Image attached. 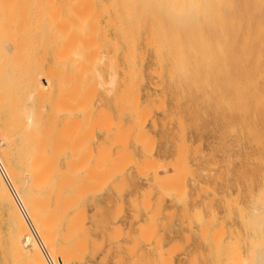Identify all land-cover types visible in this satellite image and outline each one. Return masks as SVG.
I'll return each mask as SVG.
<instances>
[{
	"label": "rangeland",
	"instance_id": "obj_1",
	"mask_svg": "<svg viewBox=\"0 0 264 264\" xmlns=\"http://www.w3.org/2000/svg\"><path fill=\"white\" fill-rule=\"evenodd\" d=\"M16 1L18 2L19 0ZM16 1L14 0V4ZM21 1L22 0H20V2ZM36 1H38L39 5ZM36 1L30 0L29 5L31 6H29L28 4L26 5L25 2H27V0H24L21 3V5H19L20 2H18L19 4L16 2V6L19 7H16L13 4L12 9L14 8V10L11 9V11H13V17L15 18V19L13 18L14 22L12 27L16 26L14 24L17 22V17L18 18L20 17L18 14L22 13V11L18 9L20 8V6L21 7L27 6L28 9L25 7L27 13L25 10H23L25 11L23 12V14L26 13V16L28 17L26 18L24 17L25 19L21 20V17L23 15L20 14L21 15L20 20L18 19L19 24L15 28V29L18 28L19 29L15 30L14 28H12V34L16 33V35L14 34L15 36L12 35V41L19 42V43L13 42V45L16 44L15 45L16 50H13L15 49L14 47L12 49L13 50L12 52H14V54L12 53L14 55L13 61L9 60V55L11 58L13 56L11 52L10 53L5 52V55L6 53L8 54L6 55L8 57L7 63L6 61L3 60L6 56L2 55L3 52L0 53V63L2 62L0 65L6 66L9 72L12 71V74L14 73L13 75H16V73L18 72L17 73L18 78L17 76H14L18 79L17 80L13 76L10 78V76L12 75L11 73L10 76L9 75L7 76V74L9 73H6L7 72L6 70H5L6 72H4L3 69H1L2 72L4 73L2 75L0 70L1 73L0 80L2 82L0 83V93L4 92L3 96L1 94L0 95L2 96V98L5 97L4 99L0 97V101H1L0 136L5 138V135L8 136L12 135V138L15 137L13 140L14 142L15 140L16 142L18 140L22 141L21 144H19V142L14 143L13 141H11L12 139H10V137H7V139H9L10 142H8L7 139H5L6 143L8 145L11 142L13 143L10 144L11 146L6 145L7 150L5 149L6 147L4 148L3 151L4 155L3 154L2 155L6 156L8 160L4 157L2 158L3 159L2 161H5L6 159L7 161L11 162L14 169L13 172L14 173L16 172L18 174L20 173V175L17 174V176H15L16 173L14 174L15 178L13 180V185H12V187L15 186V188L17 187L16 185H18L17 190L14 188L17 195L18 193L22 194V192L26 194L25 189L26 188L28 189L29 187L28 192H30L31 199H28L27 197V199L22 200L24 199L23 197L24 193L22 195L21 194L18 195L19 200H20L19 198L20 196L21 198L23 197L20 201L22 202V205L23 204L29 205L30 203H33L30 205H35L34 206L35 209L34 208H30V209L37 211V209L40 207L37 212L36 211L34 212L38 214L40 211V213L43 214L44 212L43 210H45L44 212L45 215L44 214H43L44 216L42 215V219H43L42 220L41 217L38 216L39 214L36 216H34L35 214L31 215L33 211L29 209V206L26 208L28 210V213L26 214L30 219V221L31 219H36V222L34 224L33 222H31V224L32 226L34 225L33 229L38 231L37 232L38 237L36 235L33 238V234H31L32 231L31 232L29 231L30 229L27 228V225L19 224V223H23L24 220L22 218L18 219L20 216L22 217L20 213H19L20 216L18 215L19 212L18 209H17L18 212L15 211L16 208L13 210L12 207L10 206L9 201L7 199H4L1 194L0 264H26V263L33 264L35 260H36L35 262L36 264L37 263L40 264L41 260H42L41 264H44L42 258L41 260L36 259L38 257L36 254H34V256L36 255L37 257L36 258L34 257L35 259L33 258L34 259L33 262H30L33 259H30L29 261V258L33 257L30 255H33V253H35V252H31V248L34 249L35 247L36 249L35 251L38 252V255H41L42 253L41 248L42 251L45 246L48 248V243L49 246L52 245L51 252H50V247L49 249L47 248L44 249V250L47 249L46 251L49 250V253H47L46 251L45 252L47 254H52L53 261L58 256L61 255L60 257L63 260V264H140V263L161 264L162 262L163 264H166V261L167 264H258V263L264 264V200H262L264 198H259V197H264V192H262L264 191V46L261 47L260 42L252 37L249 38L248 36H245L243 34H228L222 32L220 29L221 25L219 26V28L218 27L212 29L209 28L208 31L205 33V35L202 37H191V36H183L178 34L177 22H176L177 20L176 4L174 0H89L90 2L88 0L87 1L66 0L67 2L65 0H47V1L36 0ZM85 2L90 3V4L88 3L90 9H92L90 10V12L87 11L88 10L87 8L89 7ZM46 3L47 5H45ZM52 3H55L54 4L55 7L53 6ZM67 3L68 4L72 3V4L68 5ZM131 4L133 5L130 7ZM47 6L50 7L47 8ZM82 9H83V13L85 14L82 13L81 11ZM17 10L20 12L17 13ZM55 10H56L55 15L57 16H53L54 15L53 11L55 12ZM75 10L77 12L76 14L74 13ZM84 10L87 11L89 15L86 14ZM50 11H52L51 15H50ZM47 17L48 18L50 17L49 19L50 21H48ZM76 17L78 18L76 19ZM60 18L62 21L60 20ZM38 19H41L40 20L41 22ZM46 19L48 22L46 21ZM64 20L66 22H64ZM75 20L77 22L71 24V22L72 21L75 22ZM107 20L108 22H106ZM111 20L112 22H110ZM20 22L22 23L21 25ZM57 22H59V24ZM88 22L89 24L91 23L92 24L89 26V24L87 25ZM38 23L41 25L40 27ZM55 23H57L56 26L57 28L55 27L56 25ZM67 23L71 25L68 26ZM226 23H230V24H226L227 28L230 30L238 29L239 27L238 22L235 21L226 22ZM94 25H96L97 27L95 26V28H92L94 27ZM65 27L67 28L64 29ZM40 28L43 32L40 30ZM58 28L61 29L59 30ZM18 32L22 33L23 35L19 34ZM90 33L92 36L90 35ZM79 35L82 36L85 35V37ZM67 36L69 37V39ZM70 36L74 38L72 39ZM24 37L26 40L24 39ZM244 37H246L247 39H245ZM16 38L17 40L15 41ZM19 39L21 40V42ZM76 39H77V43L75 42ZM64 40L65 41L69 40V41L65 43ZM90 40L92 41V45L89 44V42H91ZM94 41L96 42L95 44ZM146 41L147 42L150 41L149 43L150 45H148ZM24 42L26 43V46ZM73 42H75V44ZM27 43L29 46H27ZM71 43H73V49H71L72 48ZM81 43L84 44V46ZM243 43L244 46L242 48ZM35 44L37 45L36 47L34 46ZM62 44H63L62 48L65 47L63 50L62 48L60 49V46H62ZM68 44L70 46L69 48H68ZM31 45H33V47H31ZM38 45H41V47L40 46L38 47ZM43 45L46 48H43L44 47ZM131 47L134 49H132ZM17 48H18V52H16ZM19 48H21V50ZM91 48L93 49V51L92 50L90 51ZM129 48L131 51L134 50L135 53L134 51L132 53L129 50ZM65 49L66 51H64ZM62 51H64L66 54ZM87 51L90 54L86 53ZM29 53L31 54V56L29 55ZM62 54L64 55L63 58H59L60 56H62ZM74 54L75 56L77 54L75 59L73 57ZM91 54L93 55L95 54L93 60L91 58H90L91 60L89 59ZM18 55L20 56V58H18L19 57ZM85 55L87 58L85 57ZM103 55L105 57L104 59L105 61L103 60L102 62L100 61V59L103 57ZM27 56L30 57L29 58L30 60H28ZM15 58L17 61L14 60ZM85 58L87 59L86 61ZM54 59L56 60V62L54 61ZM125 59H127V61H125ZM2 60L7 65H5V63H3ZM81 60H83L84 63L83 66H81L82 65ZM8 62H9V66H11L12 64L16 65L20 63L22 64L23 68L20 65H19L20 67L15 66L16 70H18L17 72L15 70L16 72L15 73L13 70L14 66L12 65L11 67H13V69H11V67L8 66ZM77 62L78 64H75ZM89 64H91V66ZM85 65L86 66L89 65L90 67H85ZM75 66L77 67L75 68ZM6 67L4 68L6 69ZM8 67L11 69V71ZM81 68L82 69L84 68L83 69L84 72L82 71ZM60 69H62V71H60ZM110 69L111 71H114V73L117 74V85L113 93L111 95H108L107 93H105L103 88L101 89L100 87H98L99 80L97 78L98 76L96 75V73L99 72V74H102L103 78L106 79V77L108 76L107 74L111 72ZM24 71L25 74H23ZM46 71L49 74H47ZM131 71L134 72L132 74L130 73L132 76L129 74V72ZM89 73L90 75H88ZM5 74L10 79L14 78L12 79L13 81L12 85L9 84V82L11 83L10 79L8 80L6 76L5 77L9 82H7V80L5 79L4 77ZM38 74H41V77H44L46 80L49 81L47 88L41 87L43 89L42 91L39 85H37L39 78ZM42 74L43 75L47 74V76L46 75L42 76ZM57 74L58 76H56ZM67 74H69L68 77L65 76ZM2 76L4 79L2 78ZM27 77L29 79H27ZM31 77H33V80H31ZM129 77L132 80H130ZM25 78L29 80L30 83L25 82L24 85V81L26 80ZM21 79L23 80V82ZM62 79L64 83L62 82ZM5 81L9 84L8 85L9 87L7 86V83ZM76 81L79 82L76 84ZM86 81L88 82V84ZM18 82L20 84L18 86H20L21 88L17 86ZM20 82L23 84L22 86L24 87L28 86L30 89L33 88V90L24 87L22 88ZM61 82L63 83V85ZM58 83H60V86ZM130 83H132L133 85L131 84L130 86L129 85ZM2 86L5 89L4 88L2 89L1 88ZM92 86H94V88ZM6 87L9 88L10 93L8 92ZM11 88L14 89L13 91L15 92H13ZM68 88L70 90H68ZM83 90H84V96H83ZM93 90H95V93ZM74 91L75 93L77 92L79 93L74 94ZM88 91L89 92L92 91V93H89ZM30 92L31 95H33L34 93L33 96L34 98H31ZM69 93H71V96L69 95ZM127 93L130 99L127 96H125V94L127 95ZM92 94L94 95V97ZM120 95H122V97ZM82 96L84 98L86 97L85 98L86 101L85 99L82 101L83 99ZM123 96H124L123 99L124 101L121 100ZM119 97H121V99ZM125 98H128L129 101L126 102L127 100L125 101ZM134 98L136 100H134ZM10 99H12V101ZM31 99H33L34 101ZM39 99L41 101H39ZM4 100L6 102L3 104ZM104 100H112V102H110L109 105H111L113 110L116 112L115 119H113L112 114L107 112L106 110L96 109V106L105 104ZM140 100H145V101H140ZM167 100H170V103H167ZM39 102L41 105L39 104ZM28 103L30 106L33 107V110H31V114L35 116L33 118L30 117L31 119H33V124H35L36 126L34 127V125H31V127L33 128L25 126L26 125L25 121L29 122V120L26 118L27 116L24 117V114L22 113V111H24L23 108H26L27 106L26 110L28 111L26 114L28 116L29 115L31 116V114L29 113L31 108L28 109V105H27ZM77 103L78 105L74 106ZM122 103L125 104V107L124 106L121 107L123 105ZM131 103H133L132 106H134L135 108H132V106H130ZM55 105L57 106L55 107ZM58 105L60 107L62 106L63 107L60 108ZM66 105L68 106L66 107ZM81 106L82 108H80ZM40 107H43L44 110L43 108ZM156 107L158 108V110ZM10 108L12 110H10ZM36 108L40 109L39 112L37 109L36 111L37 113L35 112ZM54 108L56 109L54 110ZM122 108L123 109L126 108V109L123 111ZM15 109L17 110L14 112ZM8 110L12 111L10 115H9L10 111ZM120 111H122L121 112L122 114H118ZM153 111H155L156 113H160L164 117L163 120L161 121L153 120L154 122H152L154 130H158V129L161 130V134H162L161 142L165 143L166 145H169L170 138L168 132L171 126L172 128L175 127V133L173 134L172 137L174 143V149H173L174 156H173V160L172 161L169 160L167 163L160 162L153 157V153L156 147V140L155 139L149 140L148 133L145 130V126L148 120L151 118ZM84 112H86V115ZM99 112L105 115L101 116L100 115L101 113ZM20 113L23 116H21ZM34 113L36 114L41 113V115L39 114L36 115ZM144 113L147 114L148 116L145 115ZM108 114L110 115L109 117H111L112 120L111 124L109 123V121L111 120L107 119ZM12 115H14V117ZM40 116H41V120H40ZM54 116L55 118L53 119ZM22 117L23 119L26 118L27 120L24 119L25 121L24 120L21 121ZM75 117L77 118V120ZM125 117L128 118V122L124 120ZM8 118L9 121H7ZM68 118L70 119L68 120ZM104 118H106V121L109 120L107 122H104L107 123V126L106 124H102ZM140 118L142 120H140ZM82 119L84 120L83 123L81 122ZM179 119L181 120V124ZM63 120L64 122H66V124L63 123ZM66 120H68L69 124L67 123ZM92 120L96 122L92 124L93 123ZM97 120L99 121L101 120L100 123L102 125H100L99 121ZM139 120L141 122H138ZM136 121L140 124H142L143 122L144 124L142 126L140 124L138 125ZM22 122L24 123L23 125L25 126V128L27 127L26 130L24 129L25 133L22 130L24 128V126L23 128L21 126ZM11 123L14 124V126L16 124L15 129L14 126L11 127L12 125ZM71 123L73 125L78 123L77 127L76 125H74L77 128V129L75 128L76 130H74V133L72 132L74 126ZM120 123L122 125V126L120 125L121 127H119ZM28 124L30 126L31 123L29 122ZM114 124L118 126L115 127ZM6 125H9L12 129ZM48 125L56 128L55 129L50 128L51 130L49 131V133L45 132L47 128L49 130L50 126L48 127ZM64 125L66 126V128ZM126 126H129L130 128L134 126V128L131 131L130 128L129 127L127 128ZM37 127H39L40 130ZM88 127H92L94 131L91 130L92 128L87 129ZM125 127H126V132H124ZM28 128L33 131L28 130ZM34 128L38 129L37 132L36 129ZM41 128L44 129L42 130ZM6 129H8L10 132H7ZM12 130L14 132L13 133L14 136L12 134ZM28 131L29 132L31 131V133H28ZM68 131H70L71 133L69 132L70 134H68ZM138 131H141L142 134L143 131H145L144 132L145 134H143L144 137L141 136L140 138L136 134L138 133ZM128 132L129 133L132 132V133L130 134V137H128V139L125 140L128 136L127 135ZM19 133L29 134V136L26 135L28 141L27 143H26L25 135L23 137L24 138L23 140V138H21L22 136H19L20 135ZM33 133L35 135L34 137H33ZM46 133H48V135ZM83 133L86 134L89 133L88 134L89 137H87L88 135L86 136V134ZM119 133H126V134H119ZM38 134L41 136L42 140H44L43 142H45V144L41 143L42 146L44 145L43 147H41L42 150L38 148L39 145L38 143L42 141L40 136H38ZM67 134L69 135V137ZM97 134L100 135L104 134V136L99 139L97 137ZM46 135L48 136L46 137L48 141H45ZM64 135H66V137ZM76 135L78 136V138ZM114 135H116L117 138L118 136L121 137L119 144L116 140L114 141V144H111L113 141V137H115ZM31 138H33L34 141H31L33 140ZM123 139L125 140L124 143L122 142ZM138 139L142 141H139ZM60 140H63V142L62 141L60 142ZM147 142L152 144L150 145L151 148H149L150 152L143 151V149L149 147L148 146L149 144H147ZM26 144L29 145L28 148L26 149L29 148L31 149V147H33L31 151L35 152L34 156L36 153H38V156L36 155L38 158V159L36 158L38 164L34 163L35 161L33 160L34 156H30L33 154L31 153L28 154V152H26V151H30V150H25V148L23 147ZM13 145L15 146L17 145V147ZM102 145L104 146V149H107V147L109 149L104 150ZM130 145H132L134 149L140 147L141 152L143 154L141 159L133 158L132 151L129 150ZM180 145L183 148V149L181 148L182 151L181 149L180 150L178 149ZM18 146L21 147L19 153L20 152L23 153V149H24L25 150L24 153L26 152V155H29L28 156L29 160L26 161L28 157L25 160L24 157L22 158V156L26 157L25 154L19 156L18 150L16 149L15 151V148L20 149V147ZM73 147H77L78 150L77 148H73ZM97 148L99 150H104V155L102 153L103 151H101L102 157H99L100 156L99 154L100 152L98 153L99 150L96 152ZM8 149H10V151ZM39 149L40 151H38ZM6 151L8 152L7 154L5 153ZM105 151L107 152L109 151V155H105L106 154ZM87 152L89 155L87 154ZM39 153L42 155L40 156ZM11 154H13L12 156L14 158L11 156ZM123 154L126 156L125 159H123L125 157ZM127 155H130L128 157H131V159H128ZM81 156L85 157V159L83 164L80 165L81 163L80 160L83 159ZM120 156H122V158ZM177 156H180L179 160L181 162L177 160L178 158ZM19 157L20 160L23 159L24 163L22 162V164L24 166L20 164L21 161L18 162L19 160L16 159ZM47 157L49 158V160L47 159ZM80 157L82 159H80ZM72 158L75 161L72 160ZM96 158L98 161L101 159L102 162L101 161L97 162ZM30 160H33L30 162V164L33 163L35 171L33 169H29L28 161ZM50 160L53 162L51 163ZM145 161H147V164L149 161L148 166L146 165ZM16 162L18 164H15ZM48 162H50L51 164L50 165L46 164ZM109 162H112L113 164H110ZM151 162L152 164L154 163L152 167L150 166ZM25 163H27L28 165L26 166ZM106 163H108V165L105 166ZM175 163L178 166L180 165V169H178L177 167L176 168L181 172L182 171L184 172L181 173L180 171H177V169L175 168L176 165H174ZM39 164L40 166L43 167L40 166L38 167ZM45 164L47 165V167L49 166L50 168L48 167L49 169L47 170L48 172L46 174L45 171L44 174L40 173L41 175H45L44 179H46L43 180L42 178L41 180H43L44 182L43 181L40 182L41 177L37 178L39 175L35 176V175H31V173L38 174L39 171L42 172L44 170L43 168L47 169ZM101 164L102 166H100ZM35 165L37 167H35ZM113 165L115 166L117 165L118 169L120 170L118 169L114 170L115 166ZM159 165H161L162 168ZM110 166L111 167L113 166L112 167L113 169ZM145 166H147L146 167L147 169L145 168ZM149 166L151 167V169ZM172 166H174V169H176V171L173 170ZM154 167H156L155 171L157 172L155 173L158 176L157 175L155 176L154 171H152ZM143 168H145L146 171ZM182 168L185 169L182 170ZM139 169L141 172L139 171ZM100 170L101 171L104 170V171H102L101 173ZM109 170L111 172L114 170V172L110 173L112 176H109L110 174L104 175L106 181L105 179L100 178L101 175L103 176V173L106 174L108 173ZM25 171H27L26 172L27 175ZM115 171L117 172L115 173ZM63 172H65V176H67L66 172L71 176L68 175L69 177L67 176L65 180L64 178H62L64 177V175L61 174ZM23 174H24V179H23ZM165 175H166L165 178L168 177L167 179L164 178ZM170 175L171 177H169ZM33 176L37 178L36 181H39L41 185H38L36 183L35 181L36 178ZM85 176L89 180H87ZM71 177H73L75 181L72 180ZM179 177L182 178L180 179ZM20 178H22L23 181ZM27 178L29 183H31L30 184L31 186L29 184H26L28 182L26 183L24 182V180L27 181ZM61 178L63 179V181L64 180L65 181L63 182ZM97 178L101 180L97 181ZM29 179H33V182H30L31 180ZM171 179L174 181H172ZM100 181H102L103 183ZM92 182L94 184H98L99 186L92 185ZM19 183H22L21 188H24L25 186L23 190L19 188L20 186ZM121 184H124L122 185L123 187L121 186ZM50 185H51L50 188L51 190L48 188V186ZM83 185H85L84 189L87 186L86 188L87 190L81 189ZM76 186L79 187L81 186L79 188L80 191L79 193L81 194L80 197L77 196V194L79 193H77L78 189L77 190L75 189ZM120 188L121 191L119 192ZM37 189L38 190L40 189L39 190L40 192L37 191ZM58 189H60L61 200L57 197V199H59L58 200L59 203L56 200L57 209H53L56 203L54 202V200L56 199L55 196H57L55 194L57 191H58L57 193H59ZM35 190L36 192H34V194L36 196L39 195L37 194V192H39L41 194L39 195L40 198L43 196L48 197V198L45 197L48 200V203L46 202L44 203L46 205L42 204L43 206H40L41 203L39 204V201L41 199L31 194ZM149 190L151 192H149ZM17 191L19 192L17 193ZM28 192L26 196L27 195L30 196ZM64 194L69 195L70 198L74 199V201L71 199V201H73L72 202L73 205L67 204L68 206H66L65 208L62 207L65 209L63 212L62 208H61L62 211L59 208L61 206H65L64 204H66L64 203L66 199V198L64 199V197L67 196L63 197ZM72 194L76 195L78 198L77 197L74 198ZM34 197L39 198L40 200L36 201V198ZM33 198L35 200L34 202H31L33 201ZM68 199L69 198H67L66 200ZM28 200L31 201L29 202ZM142 200H144L145 202L143 201L144 202L143 203ZM35 201L38 204H35ZM146 203H148L147 205L148 207L144 206V204ZM117 205H121V206H117ZM36 206H38L37 209ZM42 207H44V209H41ZM116 207L117 209H119L120 213L117 211ZM29 210L31 211L30 213ZM53 210L54 211L56 210L57 213V217H56L57 219L55 218L56 219L55 222L54 220L53 221L51 220L50 222L47 221V222L39 223V220L45 221L44 220V218L46 219L45 216H48L46 214L51 213V215H53L54 212L53 213L49 212ZM58 211H61L65 214L63 213L60 214V212ZM75 212H77L78 215L81 214L83 218V224H82L81 216L77 217L78 215L76 216ZM117 212L119 213V215L120 214L121 215L118 216ZM59 215L60 216L62 215V217H60ZM150 216H152V218ZM75 217H77L78 220H76ZM19 220L23 222L18 223ZM48 222L50 229L49 231L51 232L52 235L49 234L50 232H48L47 230ZM52 222H54V224H52ZM71 222L75 223L72 224L74 227L70 224ZM149 224H151V226ZM18 225H22V227L26 225L27 230H25L26 229L25 227L24 230L29 231L30 233L28 232L25 233L23 229L21 231V228L18 230L19 227ZM45 225L46 228H44ZM69 225L70 228H68ZM75 225L78 227L80 225V227L81 226L82 227L78 229V227H76ZM147 226L151 228L154 227L153 230L154 233L152 231L149 234L151 228ZM35 227L37 229H35ZM43 228L46 234L43 233L42 231ZM145 228L147 230H145ZM113 230L115 231L117 230V232L121 236H119L117 232H116L117 235H114L115 231ZM15 231L17 234H15ZM19 231H21V233ZM36 231L33 233L36 234ZM145 231L148 232L149 235L148 239L145 238L146 236ZM22 232L25 233L24 236L21 235L23 234ZM60 233H64L66 234V236L68 235L70 236L66 238L67 239V241L65 240L66 242L62 240L65 239L64 237L65 235L63 236L64 238L60 239V237H62L60 236ZM67 233L69 234L67 235ZM44 234L45 235L48 234L47 236L51 235V237L49 236L50 239L47 237V239H49L47 240ZM142 235L145 236L143 237ZM25 237L28 238L27 240L30 239L29 241L30 243L27 241L25 242L24 240ZM142 237L145 239H143ZM84 238L86 242L85 240L83 241ZM18 239H20V242ZM79 239L82 241L81 243L82 245L80 244ZM10 240L11 242L13 241L15 242L11 243L9 242ZM50 240H53L51 241L52 244L49 242ZM40 241L41 243L43 242L42 243L43 245L39 243L41 247L37 246L39 245L37 243ZM44 242H46L47 245L44 246ZM133 242H136V246H134L135 243ZM28 243L30 245L34 244V246L30 247V245L28 246ZM11 244L12 246H10ZM78 244L81 245V247ZM58 245H62L66 247L70 245L74 253H71L72 251H70V254H68L69 258L66 259L67 255L65 256V258L62 256L61 249L59 248ZM77 245L80 248H76L78 247ZM93 245L95 248H99V249L95 250ZM171 245L174 246V248L175 247L177 248L176 250L173 249L174 252L171 250L173 248ZM25 246L27 249H24ZM21 247H23L22 248V250L24 249L23 251L20 249ZM132 247L134 250L133 249L130 250V248ZM56 248L60 250L59 253L56 252ZM82 248H84L86 251H84V249ZM169 249H170L169 252H172L171 253L172 255L168 254L169 252L167 253V250ZM179 249L181 250L179 251ZM12 251H14L15 255H12L11 253ZM66 252L64 251L63 254ZM160 252L161 255H159ZM56 253L58 256L55 255ZM26 260H28V262H26ZM116 260L117 262H115ZM168 261H170V263H168ZM54 264H57L56 261H54Z\"/></svg>",
	"mask_w": 264,
	"mask_h": 264
},
{
	"label": "bare ground",
	"instance_id": "obj_2",
	"mask_svg": "<svg viewBox=\"0 0 264 264\" xmlns=\"http://www.w3.org/2000/svg\"><path fill=\"white\" fill-rule=\"evenodd\" d=\"M15 1H16V0H15ZM23 1H24V0H22V1L20 2V0H19L18 2H20V4H19L17 1H16V2H17L19 5H21V3H22ZM29 1H30V0H27V2H25L26 5H27V4L29 5ZM35 1H36V0H35ZM40 1H41V0H40ZM40 1H39V2H40ZM46 1H47V0H46ZM65 1H66V0H65ZM72 1H73V0H72ZM76 1H77V0H76ZM86 1H87V0H86ZM88 1H89V0H88ZM174 1H175V4H176V13H177V20H176V22H177V33H178V34L183 35V36L202 37V36L205 35V33L208 31L209 28H210V29H212V28H217V27L219 28V26L221 25L220 29H221L222 32H225V33H228V34H243V35H245V36H248L249 38L252 37V38H254V39H257V40L260 42L261 47L264 46V0H174ZM16 2H15V4H14V0H0V53L3 52L2 55H5V52H7V53H10V52H11V54H12V53L14 54V52H12V51H13V50H16V48H15V47H16V46H15L16 44L13 45V42H14V41H12V35H14V34L16 35V33L12 34V28L15 29V28L17 27V25L19 24L18 22H19V20H20L21 15H23V16L21 17V20H22V19H25L26 17H28V16H26L27 11H26V9H25V7L27 8V6H24V7H23V6H22V7L20 6V8H18V9H19L20 11H22V13H20L21 15L18 14L20 17H19V18L17 17V22H16L17 24L15 23L14 25H16V26H15V27H12L15 18L13 17V11H11V9H12V7H13V4L16 6ZM36 2L38 3V1H36ZM54 2H55V1H54ZM66 2H67V1H66ZM69 2H70V1H69ZM89 2H90V1H89ZM89 2H88V3H89ZM131 2H132V1H131ZM34 3H35V2H34ZM80 3H81V2H80ZM85 3H86V2H85ZM88 3H86V4H87L88 7H89V4H90V3H89V4H88ZM166 3H167V2H166ZM171 3H172V2H171ZM52 4H53V6H54L55 3H52ZM67 4H68V3H67ZM70 4H72V3H70ZM70 4H68V5H70ZM82 4H83V3H82ZM22 5H23V4H22ZM24 5H25V4H24ZM38 5H39V3H38ZM45 5H47V3H46ZM48 5H49V4H48ZM58 5H59V4H58ZM115 5H117V4H115ZM132 5H133V4H131L130 7H131ZM29 6H31V5H29ZM29 6H28V7H29ZM77 6H78V5H77ZM90 6H91V5H90ZM108 6H109V5H108ZM172 6H173V5H172ZM16 7H19V6H16ZM40 7H41V6H40ZM49 7H50V6H47V8H49ZM54 7H55V6H54ZM56 7H57V6H56ZM73 7H74V6H73ZM86 7H87V6H86ZM86 7H85V8H86ZM23 8H24V9H23ZM71 8H72V6H71ZM104 8H106V7H104ZM132 8H133V7H132ZM21 9H22V10H21ZM27 9H28V8H27ZM35 9H36V8H35ZM37 9H38V7H37ZM44 9H45V8H44ZM60 9H61V8H60ZM60 9H59V10H60ZM79 9H80V8H79ZM87 9H88V10H87ZM87 9H86V10H87L88 12H90V10H92V9H90V7L87 8ZM12 10H14V8H13ZM23 10H25L26 13L23 14V12H25V11H23ZM39 10H40V9H39ZM50 10H51V9H50ZM59 10H58V11H59ZM105 10H107V9H105ZM20 11L17 10V13H19ZM33 11H34V10H33ZM35 11H36V10H35ZM41 11H42V9H41ZM44 11H45V10H44ZM58 11H57V12H58ZM79 11H80V10H79ZM81 11H82V13H83V9H82ZM84 11H85V10H84ZM87 11H85L86 14H88ZM99 11H100V10H99ZM45 12H46V11H45ZM43 13H44V12H43ZM63 13H64V12H63ZM68 13H69V12H68ZM72 13H73V11H72ZM72 13H71V14H72ZM74 13H75V14L77 13L76 10L74 11ZM100 13H101V12H100ZM14 14H15V12H14ZM38 14H40V13H38ZM44 14H45V13H44ZM51 14H52V11H50V15H51ZM53 14H54L53 16H57V15H55V14H56V10H55V12L53 11ZM65 14H67V13H65ZM79 14H80V13H79ZM83 14H85V13H83ZM129 14H131V13H129ZM35 15H37V14H35ZM42 15H43V14H42ZM42 15H41V16H42ZM69 15H70V14H69ZM88 15H89V14H88ZM48 16H49V15H48ZM67 16H68V15H67ZM71 16H72V15H71ZM24 17H25V18H24ZM36 17H37V16H36ZM36 17H34V18H36ZM62 17H63V16H62ZM72 17H73V16H72ZM74 17H75V16H74ZM84 17H85V16H84ZM94 17H96V16H94ZM117 17H118V15H117ZM13 18H14V19H13ZM38 18H39V17H38ZM40 18H41V17H40ZM53 18H54V17H53ZM66 18H67V17H66ZM77 18H78V17H76V19H77ZM18 19H19V20H18ZM47 19H48V21H50V20H49L50 17H49V18L47 17ZM47 19H46V21H47ZM72 19H73V18H72ZM74 19H75V18H74ZM90 19H91V18H90ZM109 19H110V18H109ZM38 20L40 21L41 19H38ZM54 20H55V19H54ZM60 20H61V18H60ZM65 20H66V19H65ZM65 20H64V22H66ZM79 20H80V19H79ZM33 21H34V20H33ZM48 21H47V22H48ZM61 21H62V20H61ZM68 21H69V19H68ZM68 21H67V22H68ZM233 21L238 22L239 27H238V29L230 30V29H228L227 26H226V24H230V23H226V22H233ZM21 22H24V21H21ZM21 22H20V25L22 24ZM27 22H28V21H27ZM34 22H35V21H34ZM40 22H41V21H40ZM40 22H39V23H40ZM47 22H46V23H47ZM51 22H52V21H51ZM53 22H54V21H53ZM76 22H77L76 20H75V22L72 21L71 24L76 23ZM79 22H80V21H79ZM81 22H83V21H81ZM90 22H91V21H90ZM106 22H108V20H107ZM110 22H112V20H111ZM36 23H37V20H36ZM36 23H35V24H36ZM39 23H38V24H39ZM46 23H45V24H46ZM57 23L59 24V22H57ZM57 23H55L56 25L54 24L55 27L57 26ZM60 23H61V22H60ZM84 23H85V22H84ZM93 23H94V22H93ZM222 23H223V24H222ZM23 24H24V23H23ZM31 24H33V23H31ZM47 24H48V23H47ZM71 24H68V23H67L68 26H70ZM82 24H83V23H82ZM88 24H89V22L87 23V25H88ZM91 24H92V23H91ZM91 24H89V26H90ZM24 25H25V24H24ZM48 25H49V24H48ZM74 25H75V24H74ZM80 25H81V24H80ZM223 25H224V26H223ZM40 26H41V25L39 24V27H40ZM46 26H47V25H46ZM77 26H78V25H77ZM95 26H96V25H94V27H92V26H91V27H92V28H95ZM21 27H22V26H21ZM29 27H30V26H29ZM35 27H36V26H35ZM35 27H34V28H35ZM50 27H51V26H50ZM55 27H54V28H55ZM62 27H63V26H62ZM62 27H61V28H62ZM81 27H82V26H81ZM96 27H97V26H96ZM26 28H27V27H26ZM47 28H48V27H47ZM56 28H57V27H56ZM61 28H58V29L60 30ZM66 28H67V27H65L64 29H66ZM18 29H19V28H18ZM18 29H15V30H18ZM38 29H39V28H38ZM48 29H49V28H48ZM50 29H51V28H50ZM40 30H41V28H40ZM90 30H93V29H90ZM13 31H14V30H13ZM23 31H25V30H23ZM34 31H35V30H34ZM34 31H33V32H34ZM41 31H42V30H41ZM55 31H56V30H55ZM55 31H54V33H55ZM62 31H63V30H62ZM76 31H77V30H76ZM76 31H75V32H76ZM78 31H80V30H78ZM94 31H95V30H94ZM94 31H93V32H94ZM15 32H16V31H15ZM42 32H43V31H42ZM42 32H41V33H42ZM71 32H72V31H71ZM87 32H90V31H87ZM210 32H211V31H210ZM18 33H19V34H22V33H20V32H18ZM28 33H29V32H28ZM81 33H82V32H81ZM81 33H80V34H81ZM220 33H221V32H220ZM30 34H31V33H30ZM60 34H61V33H60ZM83 34H84V33H83ZM15 35H14V36H15ZM22 35H23V34H22ZM42 35H43V34H42ZM47 35H48V34H47ZM51 35H52V33H51ZM51 35H50V36H51ZM72 35H73V34H72ZM88 35H89V34H88ZM90 35H91V33H90ZM150 35H151V34H150ZM14 36H13V37H14ZM59 36H60V35H59ZM79 36H82V35H79ZM91 36H92V35H91ZM35 37H36V36H35ZM40 37H41V35H40ZM40 37H39V38H40ZM55 37H56V35H55ZM67 37H68V36H67ZM70 37H71V36H70ZM82 37H85V35L82 36ZM146 37H147V36H146ZM17 38H18V36H17ZM17 38L15 39V41L17 40ZM20 38H21V37H20ZM71 38H72V37H71ZM73 38H74V37H73ZM73 38H72V39H73ZM76 38H77V37H76ZM80 38H81V37H80ZM90 38H91V37H90ZM90 38H89V39H90ZM92 38H93V37H92ZM244 38L247 39L246 37H244ZM24 39H25V37H24ZM31 39H33V38H31ZM51 39H52V38H51ZM51 39H50V40H51ZM54 39H55V38H54ZM68 39H69V37H68ZM77 39H78V38H77ZM77 39H76V41H75L76 43H77ZM85 39H86V38H85ZM89 39H88V40H89ZM124 39H125V38H124ZM19 40H20V39H19ZM22 40H23V39H22ZM25 40H26V39H25ZM25 40H24V41H25ZM34 40H35V39H34ZM36 40H37V39H36ZM38 40H39V39H38ZM92 40H94V39H92ZM27 41H28V40H27ZM41 41H42V40H41ZM41 41H39V42H41ZM64 41H65V40H64ZM68 41H69V40H68ZM68 41H65V43L68 42ZM80 41H82V40H80ZM90 41H91V40H90ZM20 42H21V40H20ZM25 42H26V41H25ZM25 42H24V43H25ZM30 42H31V41H30ZM52 42H53V41H52ZM62 42H63V41H62ZM75 42H73V43L75 44ZM86 42H87V41H86ZM243 42H245V41H243ZM14 43H19V42L16 41V42H14ZM22 43H23V42H22ZM73 43H71V45H72V48H71V49H73ZM87 43H88V42H87ZM87 43H86V44H87ZM95 43H96V42L94 41V44H95ZM146 43H147L148 45H150V44H149L150 41H149V42L146 41ZM45 44H46V43H45ZM69 44H70V43H69ZM69 44H68V48L70 47ZM81 44H82V43H81ZM89 44L92 45V41L89 42ZM115 44H116V43H115ZM65 45H66V44H65ZM82 45L84 46V44H82ZM25 46H26V43H25ZM27 46H29L28 43H27ZM34 46L36 47L37 45L35 44ZM39 46L41 47V45H38V47H39ZM43 46H44V45H43ZM219 46H220V45H219ZM243 46H244V43H243V45H242V48H243ZM13 47H14L15 49H13ZM18 47H19V46H18ZM22 47H24V46H22ZM31 47H33V45H31ZM31 47H30V48H31ZM35 47H34V48H35ZM38 47H37V48H38ZM56 47H57V45H56ZM62 47H63V44H62V46H60V49H61ZM79 47H81V46H79ZM128 47H129V46H128ZM43 48H46V47L44 46ZM64 48H65V47H64ZM64 48H62V50H63ZM131 48H132V47H131ZM12 49H13V50H12ZM19 49L21 50V48H19ZM25 49H26V48H25ZM116 49H117V47H116ZM132 49H134V48H132ZM155 49H156V48H155ZM31 50H33V49H31ZM78 50H79V49H78ZM91 50L93 51L92 48L90 49V51H91ZM129 50H130V48H129ZM46 51H47V50H46ZM46 51H45V53H46ZM60 51H61V50H60ZM64 51H66V49H65ZM64 51H62V52H64ZM85 51H86V50H85ZM85 51H84V53H85ZM94 51H95V50H94ZM130 51H131V50H130ZM133 51H134V50H133ZM133 51H131V52L133 53ZM175 51H176V50H175ZM16 52H18V48H17V51H16ZM19 52H20V51H19ZM68 52H69V51H68ZM68 52H67V53H68ZM77 52H78V51H77ZM7 53H6V55H8ZM45 53H44V54H45ZM64 53H65V52H64ZM86 53L90 54L88 51H87ZM92 53H93V52H92ZM134 53H135V51H134ZM241 53H242V50H241ZM244 53H245V52H244ZM13 54H12V55H13ZM18 54H19V53H18ZM25 54H26V53H25ZM58 54H59V51H58ZM65 54H66V53H65ZM129 54H131V53H129ZM6 55H5V56H6ZM29 55L31 56L30 53H29ZM42 55H43V54H42ZM45 55H46V54H45ZM60 55H61V54H60ZM60 55H59V56H60ZM94 55H95V54H94ZM94 55L91 54L90 57H89V59L91 58V59L93 60ZM176 55H177V54H176ZM5 56H4V57H5ZM18 56H19V55H18ZM18 56H17V57H18ZM59 56H58V57H59ZM63 56H64V55L62 54V56H60L59 58H63ZM71 56H73V55H71ZM76 56H77V54H76ZM76 56H75V54H74V56H73L74 59L76 58ZM80 56H81V55H80ZM91 56H92V57H91ZM4 57H3V58H4ZM13 57H14V55L12 56V58H11L10 55H9V60L13 61ZM15 57H16V56H15ZM27 57H28V56H27ZM55 57H56V56H55ZM85 57H86V55H85ZM95 57H96V56H95ZM133 57H134V54H133ZM7 58H8V57L6 56V57L3 59L4 61H6V63H7V61H8ZM10 58H11V59H10ZM18 58H20V56H19ZM23 58H24V57H23ZM29 58H30V57H28V60H30ZM59 58H58V59H59ZM77 58H79V57H77ZM80 58H81V57H80ZM86 58H87V57H86ZM86 58H85V61L87 60ZM125 58H126V57H125ZM33 59H34V58H33ZM40 59H41V58H40ZM55 59H56V58H55ZM55 59H54V61L56 62ZM69 59H70V58H69ZM72 59H73V58H72ZM91 59H90V60H91ZM104 59H105V57H104V55H103V57L100 59V61L103 62ZM132 59H133V58H132ZM179 59H180V57H179ZM3 60H2V61H3ZM14 60L17 61L16 58H15ZM28 60H27V62H28ZM35 60H36V59H35ZM37 60H38V59H37ZM90 60H89V61H90ZM4 61H3V63H5ZM15 61H14V63H15ZM18 61H19V59H18ZM43 61H44V60H43ZM104 61H105V60H104ZM125 61H127V59H125ZM25 62H26V60H25ZM25 62H24V64H25ZM36 62H37V61H36ZM60 62H61V61H60ZM97 62H98V61H97ZM102 62H101V63H102ZM1 63H2V62H1ZM1 63H0V64H1ZM6 63H5V65H7ZM10 63H11V62H10ZM17 63H18V62H17ZM81 63H82V65H81V64H80V65L83 66V65H84L83 60H81ZM85 63H86V62H85ZM88 63H89V62H88ZM91 63H92V61H91ZM11 64H12V63H11ZM38 64H39V63H38ZM75 64H78V62L75 63ZM105 64H106V63H105ZM133 64H134V62H133ZM12 65H13V64H12ZM12 65H11V66H12ZM19 65L22 67V64H20V63H19V64H16V65L14 64V65H13V66H14V69H13V67L9 66V62H8V66L11 67V69H13L14 72H15V70H16L15 66L20 67ZM29 65H30V64H29ZM34 65H35V64H34ZM42 65H43V64H42ZM56 65H57V64H56ZM63 65H64V64H63ZM86 65H87V64H86ZM86 65H85V67H90V66H91V64H89L90 66H89V65L86 66ZM228 65H229V64H228ZM24 66H25V65H24ZM1 67H3V68H1ZM4 67H6V66H3V65L1 66V65H0V70L3 69L4 72L7 71L6 73H9V74H7V76H8V75L10 76V75L12 74L11 69L8 67V68L10 69V71H11V72H9V70H7V67H6V69H5ZM26 67H27V66H26ZM53 67H54V66H53ZM76 67H77V66H75V68H76ZM22 68H23V67H22ZM41 68H42V67H41ZM18 69H19V68H18ZM24 69H25V67H24ZM81 69H82V68H81ZM81 69H80V70H81ZM83 69H84V68H83ZM83 69H82V71L84 72ZM89 69H90V68H89ZM181 69H182V68H181ZM5 70H6V71H5ZM49 70H50V69H49ZM58 70H59V69H58ZM17 71H18V70H16V72H17ZM40 71H41V70H40ZM47 71H48V70H47ZM47 71H46V73H47ZM51 71H52V69H51ZM53 71H54V69H53ZM60 71H62V69H60ZM82 71H81V72H82ZM110 71H111V69H110ZM16 72H15V73H16ZM34 72H36V71H34ZM42 72H43V71H42ZM57 72H59V71H57ZM83 72H82V73H83ZM137 72H138V71H137ZM1 73H2V75L4 74V73L2 72V70H1ZM1 73H0V74H1ZM10 73H11V74H10ZM17 73H18V72H17ZM17 73H16V75H13V74H14V73H13V74L10 76V78H11L12 76H13V77H14V76H17ZM60 73H61V72H60ZM108 73H109V72H108ZM130 73L132 74V73H134V72L131 71V72H129V74H130ZM153 73H154V72H153ZM23 74H25V71L23 72ZM43 74H44V73H43ZM43 74H42V76H45V75L47 76V74H49V73H47V74H45V75H43ZM50 74H51V73H50ZM54 74H55V72H54ZM62 74H63V72H62ZM69 74H70V73H69ZM69 74H67V75H65V76L68 77ZM75 74H76V73H75ZM78 74H79V73H78ZM131 74H130V75H131ZM156 74H157V73H156ZM33 75H34V74H33ZM39 75H40V76H39ZM79 75H80V74H79ZM79 75H78V77H79ZM88 75H90V73H89ZM88 75H87V76H88ZM96 75L98 76L97 78H98V80H99V82H98L99 86H98V87H100L101 89L103 88L104 91H105V93H107L108 95H111V94L113 93V91L115 90L116 85H117V74L114 73V71H111L109 74H107L108 76L106 77V79L103 78V75H102V74H99V72L96 73ZM127 75H128V74H127ZM130 75H129V76H130ZM5 76H6V74L4 75V77H5ZM7 76H6V77H7ZM25 76H26V75H25ZM25 76H24V77H25ZM29 76H30V75H29ZM52 76H53V75H52ZM56 76H58V74H57ZM80 76H81V75H80ZM131 76H132V75H131ZM6 77H5V79H6ZM33 77H34V76H33ZM33 77H31V80H33ZM38 77H39V78H38V84H37V85H39L40 88H41V87H42V88H47V87H48V84H49V83H48L49 81L46 80L44 77H41V74H38ZM60 77H61V76H60ZM0 78H1V77H0ZM2 78H3V76H2ZM10 78L7 77L8 80H9ZM14 78H16V77H14ZM14 78H12V79H14ZM17 78H18V76H17ZM17 78H16V79H17ZM89 78H90V77H89ZM89 78H88V79H89ZM129 78H130V77H129ZM3 79H4V78H3ZM7 79H6V80H7ZM12 79H10L11 83L7 80V82H9L10 85L13 84V83H12V82H13ZM16 79H15V82H16ZM25 79H26V78H25ZM25 79H24V80H25ZM27 79H29V78L27 77ZM27 79H26V80H27ZM47 79H48V78H47ZM58 79H59V78H58ZM63 79H64V78H63ZM63 79H62V82H63ZM75 79H76V78H75ZM17 80H18V79H17ZM21 80H22V79H21ZM26 80L24 81V85H25V82H29V83H30L29 80H27V81H26ZM34 80H35V79H34ZM50 80H51V79H50ZM79 80H80V79H79ZM86 80H87V78H86ZM94 80H95V79H94ZM130 80H132V79L130 78ZM3 81H4V80H3ZM35 81H36V80H35ZM5 82H6V81H5ZM7 82H6V83H7ZM22 82H23V80H22ZM33 82H34V81H33ZM62 82H61V83H62ZM66 82H67V81H66ZM66 82H65V83H66ZM78 82H79V81H78ZM78 82L76 81V84H77ZM86 82H87V81H86ZM122 82H123V81H122ZM0 83H2L1 80H0ZM20 83H21V82H20ZM63 83H64V82H63ZM63 83H62V85H63ZM9 84L7 83V86H8ZM31 84H33V83H31ZM35 84H36V83H35ZM58 84H59V86H60V83H58ZM87 84H88V82H87ZM131 84H132V83H130L129 85L131 86ZM18 85H20L19 82H18L17 86H18ZM22 85H23V84L21 83V86H22ZM37 85H36V86H37ZM91 85H92V84H91ZM132 85H133V84H132ZM4 86H5V85H4ZM52 86H53V85H52ZM8 87H9V86H8ZM8 87H6V88H7L8 92H9V88H8ZM10 87H11V86H10ZM18 87H20V86H18ZM18 87H17V89H18ZM23 87H24V86H22V88H23ZM37 87H38V86H37ZM78 87H79V86H78ZM92 87L94 88V86H92ZM92 87H91V88H92ZM98 87H97V88H98ZM1 88L3 89L4 87L2 86ZM20 88H21V87H20ZM20 88H19V89H20ZM24 88H29V87H28V86H27V87L25 86ZM42 88H41V91L43 90ZM60 88H62V87H60ZM79 88H80V87H79ZM128 88H130V87H128ZM4 89H5V88H4ZM11 89H12V88H11ZM29 89H30V88H29ZM29 89H28V90H29ZM75 89H76V88H75ZM75 89H74V90H75ZM13 90H14V89H12V91H13ZM21 90H22V89H21ZM28 90H27V93H28ZM30 90H33V88H31ZM61 90H62V89H61ZM68 90H70V89L68 88ZM78 90H79V89H78ZM85 90H88V89H85ZM124 90H125V89H124ZM19 91H20V90H19ZM24 91H25V90H24ZM34 91H35V90H34ZM93 91H94V93H95V90H93ZM13 92H15V91H13ZM60 92H61V91H60ZM70 92H71V91H70ZM76 92H77V91H76ZM88 92H89V91H88ZM122 92H123V91H122ZM130 92H131V91H130ZM130 92H128V93H130ZM3 93H4V92H3ZM3 93H0V94L3 96ZM9 93H10V92H9ZM11 93H12V92H11ZM22 93H23V92H22ZM39 93H40V92H39ZM39 93H38V94H39ZM41 93H42V92H41ZM58 93H59V92H58ZM77 93H79V92H77ZM77 93H75V91H74V94H77ZM89 93H92V91L89 92ZM94 93H93V94H94ZM128 93H127V95L125 94V96L128 97V96H129ZM6 94H7V93H6ZM44 94H45V93H44ZM62 94H63V93H62ZM72 94H73V93H72ZM93 94H92V95H93ZM122 94H123V93H122ZM1 95H0V97L2 98ZM9 95H10V94H9ZM16 95H17V94H16ZM59 95H60V94H59ZM69 95L71 96V93H69ZM69 95H68V96H69ZM88 95H89V94H88ZM13 96H14V93H13ZM13 96H12V97H13ZM30 96H31V98H34V97H33V96H34V93H33V95H31V92H30ZM83 96H84V90H83ZM83 96H82V98H83L82 101L86 98V97L84 98ZM86 96H87V95H86ZM120 96L122 97V95H120ZM130 96H131V95H130ZM6 97H7V95H6ZM10 97H11V96H10ZM19 97H20V95H19ZM22 97H23V96H22ZM75 97H77V96H75ZM89 97H90V96H89ZM93 97H94V95H93ZM121 97H119V98L121 99ZM4 98H5V97H4ZM4 98H2V99H4ZM29 98H30V97H29ZM40 98H41V96H40ZM45 98H46V96H45ZM49 98H50V97H49ZM87 98H88V97H87ZM91 98H92V96H91ZM128 98L130 99V97H128ZM128 98H125V101L127 100L126 102L129 101ZM7 99H8V98H7ZM14 99H15V98H14ZM123 99H124V96H123V98H122L121 100H123ZM10 100L12 101V99H10ZM25 100H26V98H25ZM31 100H33V99H31ZM31 100H30V101H31ZM134 100H136V99L134 98ZM2 101H3V100H2ZM7 101H9V100H7ZM16 101H17V99H16ZM33 101H34V100H33ZM39 101H41V100L39 99ZM44 101H45V100H44ZM85 101H86V99H85ZM123 101H124V100H123ZM5 102H6V101L4 100L3 104H4ZM78 102H79V101H78ZM87 102H88V101H87ZM87 102H85V103H87ZM115 102H116V101H115ZM0 103H1V101H0ZM20 103H21V101H20ZM58 103H59V102H58ZM70 103H71V101H70ZM70 103H69V105H70ZM116 103H117V102H116ZM134 103H135V102H134ZM13 104H14V103H13ZM15 104H16V103H15ZM30 104H31V103H30ZM39 104H40V102H39ZM55 104H56V102H55ZM122 104H123V103H122ZM122 104H121V105H122ZM20 105H21V104H20ZM27 105H28V109L31 108L30 111H29V113L31 114V110H33V107L30 106L29 103H28ZM40 105H41V104H40ZM61 105H62V104H61ZM77 105H78V103L75 104L74 106H77ZM83 105H84V104H83ZM132 105H133V103H131L130 106H132ZM12 106H14V105H12ZM17 106H18V105H17ZM25 106H26V105H25ZM29 106H30V107H29ZM38 106H39V105H38ZM38 106H37V107H38ZM56 106H57V105H55V107H56ZM58 106H59V105H58ZM67 106H68V105H66V107H67ZM74 106H73V107H74ZM123 106L125 107V104H123L121 107H123ZM2 107H3V106H2ZM8 107H10V106H8ZM43 107H44V106H43ZM43 107H40V108H43ZM52 107H54V106H52ZM59 107H60V106H59ZM62 107H63V106H62ZM62 107H60V108H62ZM64 107H65V106H64ZM73 107H72V108H73ZM144 107H145V106H144ZM157 107H158V105H157ZM157 107H156V108H157ZM160 107H162V106H160ZM20 108H21V107H20ZM38 108H39V107H38ZM38 108H36L35 112L37 111ZM57 108H58V107H57ZM72 108H71V109H72ZM80 108H82V106H81ZM84 108H85V107H84ZM132 108H135V107L132 106ZM8 109H9V108H8ZM26 109H27V106H26V108H23L24 111H22V113L24 114V117L27 116L26 118L29 120V122H30L31 124H30V126H29V124H28L29 122H28V121L26 122V121L24 120V119H26V118L23 119V117L21 118V119H22L21 121H23V120L25 121V123H26L25 126H28V127H30V128H33V127H31V125H34V127H36L35 124H33V119H31V118H33V117H35V116H34L33 114H31V116H30V115L28 116V115L26 114L28 110H26ZM55 109H56V108H54V110H55ZM76 109H77V108H76ZM122 109H123V108H122ZM125 109H126V108H124L123 111H124ZM130 109H131V108H130ZM159 109H160V108H159ZM10 110H12V109L10 108ZM10 110H8V111H10ZM16 110H17V109H15L14 112H15ZM41 110H42V109H41ZM43 110H44V108H43ZM148 110H149V109H148ZM157 110H158V108H157ZM39 111H40V109H38V112H39ZM62 111H63V109H62ZM6 112H7V111H6ZM11 112H12V111L9 112V115H10ZM20 112H21V111H20ZM42 112H43V111H42ZM58 112H59V111H58ZM70 112H71V111H70ZM121 112H122V111H120L118 114H122ZM144 112H145V111H144ZM146 112H147V111H146ZM29 113H28V114H29ZM36 113H37V112H36ZM36 113H34V114H36ZM84 113H85V115H86V112H84ZM87 113H88V112H87ZM99 113H101V112H99ZM102 113H103V111H102ZM102 113L100 114L101 116L105 115V114H102ZM135 113H136V112H135ZM17 114H18V113H17ZM20 114H21V113H20ZM20 114H19V116H20ZM38 114H39V113H38ZM38 114H36V115H38ZM141 114H142V113H141ZM144 114H145V113H144ZM39 115H41V113H40ZM88 115H89V114H88ZM88 115H87V117H88ZM98 115H99V114H98ZM137 115H138V113H137ZM137 115H136V116H137ZM145 115H147V114H145ZM145 115H144V116H145ZM12 116L14 117V115H12ZM16 116H17V115H16ZM21 116H23V115L21 114ZM107 116H108L107 119H110V120H111V117H109L110 115L108 114ZM107 116H106V117H107ZM118 116H119V115H118ZM147 116H148V115H147ZM28 117H29V118L31 117V118H30L31 120H30ZM87 117H86V118H87ZM9 118H10V117H9ZM9 118H8L7 121H9ZM18 118H19V117H18ZM54 118H55V116L53 117V119H54ZM56 118H57V117H56ZM75 118H76V117H75ZM75 118H74V119H75ZM102 118H103V117H102ZM102 118H101V119H102ZM136 118H137V117H136ZM146 118H147V117H146ZM15 119H16V118H15ZM27 119H26V120H27ZM69 119H70V118H68V120H69ZM74 119H73V120H74ZM87 119H88V118H87ZM104 119H105V121H104ZM104 119H103V121H102V124H106V126H107V123H104V122H107V121H109V120L106 121V118H104ZM17 120H18V119H17ZM40 120H41V116H40ZM68 120H66L67 123H68ZM76 120H77V118H76ZM76 120H75V121H76ZM82 120H83V119H82ZM82 120H81V122L83 123L84 120H83V121H82ZM95 120H96V119H95ZM140 120H142V119L140 118ZM140 120H139L138 122H141ZM11 121H12V120H11ZM11 121H10V122H11ZM18 121H19V120H18ZM56 121H57V120H56ZM92 121H93V120H92ZM97 121H99V120H97ZM100 121H101V120H100ZM100 121H99V123H100ZM179 121H180V124H181V120H180V119H179ZM4 122H5V121H4ZM43 122H44V121H43ZM51 122H52V119H51ZM54 122H55V121H54ZM94 122H96V121H93L92 124H94ZM111 122H112V120L109 121L110 124H111ZM136 122H137V121H136ZM138 122H137V123H138ZM152 122H154V121H152ZM6 123H8V122H6ZM6 123H5V124H6ZM14 123H15V122H14ZM16 123H18V122H16ZM20 123H21V122H20ZM55 123H56V122H55ZM63 123L66 124V122H64V120H63ZM72 123H73V121H72ZM72 123H71V124H72ZM74 123H75V122H74ZM82 123H81V124H82ZM11 124H12V123H11ZM23 124H24V123L22 122V125H21L22 128H23V126H24ZM52 124H53V123H52ZM68 124H69V123H68ZM77 124H78V123H77ZM77 124H74V125H76V127H77ZM102 124L100 123V125H102ZM139 124H140V123H138V125H139ZM143 124H144V123L142 122V124H140V125L142 126ZM9 125H10V124H9ZM9 125H6V126H9ZM37 125H38V124H37ZM50 125H51V124H50ZM50 125H48V127H49ZM72 125H73V124H72ZM74 125H73V126H74ZM100 125H99V127H100ZM120 125H121V123L119 124V127L122 126V125H121V126H120ZM136 125H137V124H136ZM2 126H3V124H2ZM4 126H5V125H4ZM12 126H14V124H12L11 127H12ZM15 126H16V124H15ZM15 126H14V129H15ZM21 126H20V127H21ZM25 126H24V128L22 129L24 133H25V130L27 129V127L25 128ZM39 126H40V125H39ZM55 126H56V125H55ZM64 126H65V125H64ZM90 126H91V125H90ZM92 126H93V125H92ZM96 126H97V125H96ZM114 126L116 127V126H118V125L114 124ZM134 126H135V125H134ZM134 126H133L132 128H130L129 126H126V127H127V128L129 127L130 130L132 131L133 128H134ZM9 127H10V126H9ZM11 127H10V128H11ZM70 127H71V126H70ZM76 127L74 126L73 131H72V130H70V131H72V132L74 133V130L77 129ZM82 127H83V126H82ZM126 127H125V129H124V132H126ZM16 128H17V127H16ZM37 128L40 130L39 127H37ZM50 128H54V129H55L56 127H52V126H50V127H49V130H48V128H47V129L45 130V132H48V133H49V131L51 130ZM65 128H66V126H65ZM68 128H69V127H68ZM75 128H76V129H75ZM89 128L91 129L92 127H88L87 129H89ZM11 129H12V128H11ZM24 129H25V130H24ZM34 129H36V128H34ZM38 129H36V132H37ZM41 129L43 130L44 128H41ZM28 130H31V129L28 128ZM52 130H53V129H52ZM58 130H59V129H58ZM62 130H63V129H62ZM91 130H93V128H92ZM6 131H7V132H10L8 129H6ZM6 131H5V132H6ZM14 131H15V130H14ZM31 131H33V130H31ZM31 131H30V132L28 131V133H31ZM70 131H68V134L71 133ZM83 131H84V130H83ZM86 131H87V130H86ZM93 131H94V130H93ZM93 131H92V133H93ZM19 132H20V130H19ZM26 132H27V131H26ZM62 132H63V131H62ZM69 132H70V133H69ZM84 132H85V131H84ZM87 132H88V131H87ZM144 132H145V131H143V134H145ZM13 133H14V132H13V130H12V134H13ZM34 133H35V131H34ZM34 133H33V137L35 136ZM48 133H46V134L48 135ZM64 133H65V132H64ZM73 133H72V134H73ZM112 133H113V132H112ZM131 133H132V132H131ZM131 133L128 132V134H127L128 136H127V138H126L125 140H127L128 137H130V134H131ZM6 134H7V133H6ZM16 134H17V132H16ZM19 134H20V133H19ZM21 134H22V133H21ZM21 134H20L19 136H22L21 138H23L24 135H25L26 143H27L28 141H27V137H26V135L29 136V134H27V133H26V134H22V135H21ZM39 134H41V133H39ZM39 134H38V136H40ZM52 134H53V133H52ZM68 134H67V135H68ZM72 134H71V136H72ZM83 134H86V133H83ZM83 134H82V135H83ZM88 134H89V133H87L86 136H87ZM113 134H114V133H113ZM115 134H116V132H115ZM119 134H126V133H119ZM136 134H137L140 138H141V136L144 137L143 134L141 133V131H138V133H136ZM139 134H140V135H139ZM141 134H142V135H141ZM47 135L45 136V138L48 137ZM59 135H60V132H59ZM77 135H78V133H77ZM77 135H76V136H77ZM117 135H118V133H117ZM182 135H183V134H182ZM13 136H14V134H13ZM50 136H51V135H50ZM64 136L66 137V135H64ZM71 136H70V137H71ZM79 136H80V133H79ZM83 136H84V135H83ZM114 136H115V137H113V141H112V143H111V141H110V143H111V144H114V141L116 140V141L118 142V144H119V143H120V140H121V139H120L121 137L118 136V138H117L116 135H114ZM135 136H136V135H135ZM7 137H10V139H12L11 141H13L14 138H15V137L12 138V135H11V136L5 135V138L0 136V200H1V194H2L3 198H4V199H7V200L9 201L10 206L12 207V209L14 210V209L16 208L15 211H17V209H18V211H19V212L17 211V212H18V215H19V216H20V214L22 215V217L20 216L18 219H21V218H22V219L24 220L25 223H24L23 221H20V220L18 221V223H19V222H23V223H19V224H23V225L26 224V225H27V228L30 229L29 231H30V232L32 231L31 234H33V238H34L36 235H37V237H38V234H37L38 231L34 230V229H33V228H34V225L32 226V224H31V222H33V224H34V223L36 222V219H31V221H30V219L28 218V216H27V214H26V213H28V210H27L26 208L29 206V209H30V208H34V209H35V207H34L35 205H30V204H33V203H30L29 205H28L27 203H26L27 205H24V204L22 205V202H20L21 199H22L23 197H24V199H22V200L27 199V197H28V199H31L30 192H28L29 187H28V189L26 188L25 191H26V194H27V192H28V194H29L30 196H28V195L26 196V194H25L24 192L21 191L22 194H23V193H24V194H23V197H22V198H21V196L19 197L20 200L18 199V195L21 194V193H18L20 190L17 191V193H18V195H17L16 192H15V190H14L15 186L12 187V185H13V180H14V178H15V177H14V174H15L16 172H15V173L13 172V171H14V169H13V165L11 164V162L7 161L8 158H7L6 156H3V155H4V152H3V151H4V148L6 147V145H8V144L6 143V140H5V139H7ZM16 137H17V136H16ZM30 137H31V136H30ZM30 137H29V138H30ZM55 137H57V136H55ZM62 137H63V136H62ZM65 137H64V138H65ZM68 137H69V135H68ZM84 137H85V136H84ZM87 137H89V135H88ZM87 137H86V138H87ZM136 137H137V136H136ZM136 137H135V139H136ZM145 137H146V136H145ZM17 138H18V137H17ZM21 138H19V139H21ZM40 138H41V136H40ZM45 138H44V139H45ZM49 138H50V137H49ZM77 138H78V136H77ZM133 138H134V137H133ZM31 139H33V138H31ZM36 139H37V138H36ZM53 139H54V138H53ZM58 139H59V138H58ZM135 139H134V140H135ZM23 140H24V138H23ZM28 140H29V139H28ZM41 140H42V138H41ZM64 140H65V139H64ZM125 140L123 139L122 142L124 143ZM138 140H139V139H138ZM7 141L10 142L9 139H7ZM20 141H21V140H18L17 142H19V144H21L22 141H21V142H20ZM29 141H30V140H29ZM31 141H34V139L31 140ZM31 141H30V142H31ZM43 141H44V140H42L40 143H38V144L40 145V146L38 145V148L41 149V147L44 146V145L42 146L43 143L45 144V142H43ZM45 141H48L47 138H46ZM58 141H59V140H58ZM61 141L63 142V140H60V142H61ZM135 141H136V140H135ZM135 141H134V142H135ZM139 141H142V140H139ZM13 142H14V141H13ZM13 142H11V143H13ZM15 142H16V140H15ZM15 142H14V143H15ZM17 142H16V143H17ZM23 142H24V141H23ZM30 142H29V143H30ZM38 142H39V141H38ZM81 142H82V141H81ZM81 142H80V143H81ZM117 142H116V143H117ZM136 142H137V141H136ZM149 142H150V141H149ZM11 143H10V144H11ZM24 143H25V142H24ZM29 143H28V144H29ZM41 143H42V144H41ZM75 143H76V142H75ZM82 143H83V142H82ZM138 143H140V142H138ZM151 143H152V142H151ZM10 144H9V145H10ZM33 144H35V143H33ZM36 144H37V143H36ZM51 144H52V143H51ZM59 144H60V143H59ZM63 144H64V143H63ZM68 144H69V143H68ZM121 144H122V143H121ZM147 144H149V145H148L149 147L146 148V149H143V151H145V152H148V151L150 150L149 148H151L150 145H152V144H150V143H148V142H147ZM9 145H8V146H9ZM17 145H18V144H17ZM17 145H16V146L13 145V146L17 147ZM71 145H72V144H71ZM123 145H124V144H123ZM10 146H11V145H10ZM21 146H23V145H21ZM25 146H27V147H25ZM28 146H29V145L26 144V145H24L23 147L25 148V150H30V151H31V149H33V147L30 146L31 149H30V148H29V149H26V148H28ZM45 146H46V145H45ZM53 146H55V145H53ZM58 146H59V145H58ZM61 146H62V145H61ZM68 146H70V145H68ZM74 146H75V145H74ZM79 146H80V145H79ZM102 146H103V145H102ZM111 146H112V145H111ZM113 146H114V145H113ZM177 146H178V145H177ZM18 147H20V146H18ZM23 147H22V148H23ZM50 148H51V147H50ZM59 148H60V147H59ZM71 148H72V147H71ZM73 148H77V147H73ZM144 148H145V147H144ZM181 148H182V147H181V145H180V147H178V149L180 150ZM5 149L7 150V147H6ZM12 149H13V148H12ZM16 149L18 150V153H19V150H21V147H20V149H19V148H15V151H16ZM35 149H36V148H35ZM40 149H39L38 151H40ZM51 149H52V148H51ZM87 149H88V148H87ZM101 149H102V148H101ZM103 149H104V146H103ZM108 149H109V148L107 147V149H104V150H108ZM182 149H183V148H182ZM182 149H181V151H182ZM8 150L10 151V149H8ZM25 150L23 149V153L20 152L21 154L19 153V156H21L22 154H25V155H26V152H28V154H29V153L33 154V155H30V156H34V153H35V152H33V151H31V152H30V151H26V152L24 153ZM41 150H42V149H41ZM53 150H55V149H53ZM57 150H58V149H57ZM73 150H75V149H73ZM77 150H78V148H77ZM90 150H91V149H90ZM98 150H99V149L97 148L96 152H97ZM104 150H99V151H98V153L100 152V153H99V154H100L99 157H102V153H103V155H104ZM15 151H14V153H15ZM38 151H36V152H38ZM101 151H103V152L101 153ZM109 151H110V150H109ZM109 151H108V152L105 151V152H106L105 155H109ZM55 152H56V151H55ZM149 152H150V151H149ZM155 152H156V151H155ZM5 153L7 154L8 152L6 151ZM14 153H13V154H14ZM41 153H42V151H41ZM71 153H72V152H71ZM76 153H77V152H76ZM107 153H108V154H107ZM183 153H184V152H183ZM2 154H3V155H2ZM13 154H11V156H12ZM16 154H17V153H16ZM39 154H40V153H39ZM53 154H54V153H53ZM60 154H61V153H60ZM73 154H74V153H73ZM73 154H72V155H73ZM81 154H82V153H81ZM87 154H88V152H87ZM9 155H10V153H9ZM36 155L38 156V153H36L35 156H34V159H33V160H35V161L38 159ZM41 155H42V154H40V156H41ZM54 155H55V154H54ZM88 155H89V154H88ZM123 155H124V154H123ZM15 156H18V155H15ZM28 156H29V155H26V157H25V156H22V158L24 157V160H25ZM51 156H52V155H51ZM79 156H80V154H79ZM118 156H119V155H118ZM124 156H125V155H124ZM128 156H130V155H127V158H128V159H131V157H128ZM4 157H5L7 160L5 159V161H2V160H3L2 158H4ZM12 157H13V156H12ZM81 157H82V156H81ZM81 157H80V159H82V158H83V159L80 160V161H81L80 165L83 164L84 159H85V157H82V158H81ZM120 157L122 158V156H120ZM177 157H178L177 160L180 161V160H179L180 156H177ZM13 158H14V157H13ZM30 158H33V157H30ZM36 158H37V159H36ZM50 158H51V157H50ZM53 158H54V157H53ZM53 158H52V159H53ZM121 158H120V159H121ZM125 158H126V156H125L123 159H125ZM16 159L19 160L18 162L21 161L20 164H21L22 166H24V165L22 164V162L24 163L23 159L20 160V157H19V158H16ZM41 159H42V157H41ZM47 159L49 160L48 157H47ZM128 159H127V160H128ZM27 160H29V157L26 159V161H27ZM33 160L28 161V164H29V169H33V170H34L33 163L30 164V162L33 161ZM39 160H40V159H39ZM48 160H47V161H48ZM72 160H74V159L72 158ZM77 160H78V158H77ZM87 160H88V159H87ZM96 160H97V158H96ZM146 160H147V158H146ZM177 160H176V162H177ZM26 161H25V162H26ZM35 161H34V163L38 164V161H36V162H35ZM54 161H55V160H54ZM74 161H75V160H74ZM80 161H79V162H80ZM99 161H101V159H100ZM99 161L97 160V162H99ZM109 161H110V160H109ZM120 161H121V160H120ZM125 161H126V160H125ZM129 161H132V160H129ZM150 161H151V160H150ZM50 162L52 163L53 161L50 160ZM50 162H48V163H46V164H49V165H50V164H51ZM70 162H71V161H70ZM70 162H69V163H70ZM76 162H77V161H76ZM101 162H102V161H101ZM154 162H155V161H154ZM180 162H181V161H180ZM180 162H179V163H180ZM39 163H40V162H39ZM55 163H56V162H55ZM74 163H75V162H74ZM109 163H110V164H113L112 162H109ZM129 163H130V162H129ZM145 163H146L147 166L149 165V161H148V164H147V161H145ZM13 164H14V163H13ZM15 164H18V163L16 162ZM28 164L25 163L26 166H27ZM46 164H45V166L47 167ZM66 164H67V163H66ZM77 164H78V163H77ZM96 164H97V163H96ZM99 164H100V163H99ZM114 164H115V162H114ZM126 164H127V163H126ZM155 164H157V163H155ZM168 164H170V163H168ZM171 164H172V163H171ZM177 164H178V162H177ZM30 165H31V167H33V168H31ZM70 165H71V164H70ZM70 165H69V166H70ZM106 165H108V163H106L105 166H106ZM152 165H154V163L152 164V162H151L150 166L152 167ZM161 165H162V164H161ZM161 165H159V166H161ZM172 165H173V164H172ZM174 165H176V163H175ZM14 166H15V165H14ZM26 166H25V167H26ZM39 166H40V164L38 165V167H39ZM78 166H79V165H78ZM100 166H102V164H101ZM113 166H115V165H113ZM113 166H112V167H113ZM147 166H145V168H146ZM150 166H149V167H150ZM183 166H184V165H183ZM19 167H20V166H19ZM25 167H24V168H25ZM35 167H37V166L35 165ZM40 167H43V166H40ZM48 167H49V166H48ZM48 167H47V169L43 168L44 170H43L42 172L39 171V169H38L39 172L36 171V172H38V174L31 173V175H35V176H36V175H39L37 178H40V177H41V178H40V182L43 181V180H46V179H44L45 175H41L40 173L44 174V171H45V174H46V173L48 172L47 170L50 168V167H49V168H48ZM51 167H52V166H51ZM74 167H75V166H74ZM98 167H99V166H98ZM110 167H111V166H110ZM112 167H111V168H112ZM115 167H117V168H115ZM115 167H114V170L118 169V166H117V165H116ZM140 167H141V165H140ZM140 167H138V168H140ZM151 167H150V169H151ZM169 167H170V166H169ZM172 167H173V170H175V171H176L177 168L180 169V165H179V166L176 165V166H175V168L177 167L176 169H174V166H172ZM181 167H182V166H181ZM54 168H55V167H54ZM72 168H73V166H72ZM145 168H143V169L146 171L147 168H146V169H145ZM161 168H162V166H161ZM161 168H160V170H161ZM51 169H52V168H51ZM67 169H68V168H67ZM96 169H97V168H96ZM96 169H94V170H96ZM112 169H113V168H112ZM112 169H110V170H112ZM140 169H142V168H140ZM140 169H139V171H140ZM150 169H149V170H150ZM178 169H177V171H180V170H178ZM184 169H185V168H184ZM184 169L182 168V170H184ZM24 170H25V169H24ZM41 170H42V169H41ZM68 170H69V169H68ZM86 170H87V169H86ZM110 170H109V171H110ZM114 170H113L112 172H114ZM118 170H120V169H118ZM149 170H147V171H149ZM155 170H156V167H154V169L152 170V171H154V175L156 176L157 174H156L155 172H157V171H155ZM157 170H158V169H157ZM162 170H163V169H162ZM164 170H165V169H164ZM16 171H17V170H16ZM34 171H35V170H34ZM74 171H75V170H74ZM87 171H88V170H87ZM90 171H92V170H90ZM100 171H101V170H100ZM102 171H104V170H102ZM102 171H101V173H102ZM109 171H108V173L105 172L106 174L103 173V176L101 175L100 178L105 179V178H104V175H108V174L112 173L111 171H110V172H109ZM137 171H138V170H137ZM139 171H138V172H139ZM19 172H20V171H19ZM26 172H27V171H25V173H26ZM31 172H33V171H31ZM95 172H97V171H95ZM116 172H117V171H115V173H116ZM140 172H141V171H140ZM143 172H144V171H143ZM180 172H181V171H180ZM182 172H184V171H182ZM182 172H181V173H182ZM185 172H186V171H185ZM25 173H24V174H25ZM29 173H30V172H29ZM118 173H119V172H118ZM144 173H145V172H144ZM17 174H18V173H16L15 176H17ZM24 174H23V179H24ZM61 174L64 175V177H62V178H64V179L67 178L68 175L71 176L70 174H67V172H66V175H67V176H65V172H63V173H61ZM89 174H90V172H89ZM92 174H93V172H92ZM113 174H114V173H113ZM139 174H140V173H139ZM141 174H142V173H141ZM177 174H178V173H177ZM177 174H176V175H177ZM185 174H187V173H185ZM188 174H189V173H188ZM18 175H20V173H19ZM26 175H27V173H26ZM26 175H25V176H26ZM31 175H30V176H31ZM94 175H95V174H94ZM97 175H98V173H97ZM30 176H28V177H30ZM35 176H33V177H35ZM69 176H68V177H69ZM89 176H90V175H89ZM109 176H112V175L110 174ZM157 176H158V175H157ZM173 176H175V175H173ZM173 176H172V177H173ZM178 176H179V175H178ZM178 176H177V177H178ZM180 176H181V175H180ZM182 176H183V175H182ZM18 177H19V176H18ZM18 177H17V178H18ZM21 177H22V175H21ZM26 177H27V176H26ZM26 177H25V178H26ZM83 177H84V176H83ZM87 177H88V176H87ZM165 177H166V175L164 176V178H165ZM169 177H171V175H170ZM35 178H36V177H35ZM37 178L35 179V181L37 180ZM42 178H43V180H41ZM62 178H61V180L63 181ZM71 178H72V180H74L73 177H71ZM71 178H70V179H71ZM74 178H75V177H74ZM85 178H86V176H85ZM89 178H90V177H89ZM157 178H158V177H157ZM162 178H163V177H162ZM164 178H163V179H164ZM167 178H168V177H167ZM167 178H165V179H167ZM179 178H180V177H179ZM179 178H178V179H179ZM181 178H182V177H181ZM181 178H180V179H181ZM20 179L22 180V178H20ZM33 179H34V178H33ZM33 179H29V180H31L30 182H33ZM70 179H69V180H70ZM86 179H87V178H86ZM65 180H66V179H65ZM65 180H64V181H65ZM72 180H71V181H72ZM81 180H82V179H81ZM87 180H89V179H87ZM98 180H101V179H98V178H97V181H98ZM171 180H172V179H171ZM22 181H23V180H22ZM64 181H63V182H64ZM74 181H75V180H74ZM105 181H106V179H105ZM153 181H154V180H153ZM161 181H162V180H161ZM167 181H168V180H167ZM172 181H174V180H172ZM172 181H171V182H172ZM176 181H177V180H176ZM179 181H181V180H179ZM24 182H25V183L28 182V183H26V184H29V185L31 184V183H29L28 178H27V181L24 180ZM40 182H39V181H36V183H37L38 185H41ZM43 182H44V181H43ZM67 182H68V181H67ZM100 182H102V181H100ZM159 182H160V181H159ZM159 182H158V183H159ZM169 182H170V181H169ZM22 183H23V182H22ZM22 183H19V185H20L19 188H20L21 190H23V189L25 188V186H24V188H21V187H22ZM60 183H61V182H60ZM65 183H66V182H65ZM72 183H73V182H72ZM102 183H103V182H102ZM26 184H23V185H26ZM50 184H52V183H50ZM163 184H164V183H163ZM179 184H180V183H179ZM29 185H27V186H29ZM34 185H35V184H34ZM34 185H33V186H34ZM79 185H81V184H79ZM92 185H98V184H94V183L92 182ZM92 185H91V188H92ZM122 185H124V184H121V186H122ZM161 185H162V184H161ZM166 185H167V184H166ZM176 185H177V184H176ZM16 186L18 187V185H16ZM30 186H31V185H30ZM35 186H36V185H35ZM35 186H34V187H35ZM62 186H63V185H62ZM64 186H65V185H64ZM87 186H88V184H87ZM87 186H86V188H87ZM98 186H99V185H98ZM162 186H163V185H162ZM169 186H170V185H169ZM179 186H180V185H179ZM17 187L15 188L16 190L18 189ZM43 187H44V186H43ZM65 187H66V186H65ZM65 187H64V188H65ZM71 187H72V186H71ZM80 187H81V186H80ZM80 187H79V186H76L75 189H76V190L78 189V190H77V193L80 192V191H79V188H80ZM84 187H85V185H83L81 189H84ZM89 187H90V186H89ZM89 187H88V188H89ZM96 187H97V186H96ZM118 187H119V186H118ZM122 187H123V186H122ZM163 187H164V186H163ZM165 187H166V186H165ZM176 187H177V186H176ZM48 188L50 189V188H51V185L48 186ZM64 188H63V189H64ZM86 188H85L84 190H87ZM115 188H116V187H115ZM168 188H170V187H168ZM30 189H31V188H30ZM33 190H34V189H33ZM39 190H40V189H39ZM39 190L37 189V191H39ZM50 190H51V189H50ZM58 190H59V193H57V192H58V191H57L56 194H55V195H57V196H55L56 199L54 200V202H56V203H55V206L53 207V209H57V206H56L57 201H58L59 199L61 200V198H60V197H61V195H60V194H61V193H60V189H58ZM93 190H94V189H93ZM169 190H170V189H169ZM81 191H83V190H81ZM120 191H121V188L119 189V192H120ZM179 191H180V190H179ZM34 192H36V190L33 191V193H31V194H33V196H36V195L34 194ZM39 192H40V191H39ZM39 192H37V194L41 195ZM149 192H151V191L149 190ZM262 192H264V191H262ZM41 193H42V192H41ZM49 193H51V192H49ZM22 194H21V195H22ZM175 194H177V193H175ZM260 194H261V193H260ZM39 195L36 196V197H39ZM72 195H73L74 198H75V197H77V196L80 197L81 194L79 193V194H77V196L74 195V194H72ZM165 195H168V194H165ZM178 195H179V194H178ZM64 196H67V197H64ZM25 197H26V198H25ZM29 197H30V198H29ZM36 197H34V198H36ZM45 197H47V196H45ZM45 197H44V196L41 197V198L39 197L41 200H40L39 198H36V201H39V200H40V201H39V204L41 203L40 206H43L42 204H44L45 202L48 203V200H47ZM57 197H58L59 199H57ZM63 197H64V199H65V198H66V199L69 198V199H68V200L65 199L64 203H66V204H64L65 206H61V207L59 208L60 210H61L62 207L65 208L66 206H68L67 204L71 205L72 202L74 201V199L70 198L69 195H65V194H64ZM34 198H33V201H31V200H28V201H29V202H30V201H31V202H34V200H35ZM43 198H44L45 200H44ZM47 198H48V197H47ZM77 198H78V197H77ZM259 198H264V197H259ZM37 199H38V200H37ZM71 199H72L73 201H71ZM7 200H6V201H7ZM42 200H43L44 202H43ZM56 200H57V201H56ZM260 200H261V199H260ZM262 200H264V199H262ZM36 201H35V204H38V203H36ZM41 201H42L43 203H42ZM69 201H70V203H69ZM75 201H76V200H75ZM143 201H144V200H142V202H143ZM256 201H257V200H256ZM26 202H27V200H26ZM76 202H77V201H76ZM76 202H75V203H76ZM142 202H141V203H142ZM144 202H145V201H144ZM144 202H143V203H144ZM259 202H260V201H259ZM23 203H24V202H23ZM58 203H59V201H58ZM62 203H63V202H62ZM149 204H150V202H149ZM44 205H46V204H44ZM72 205H73V204H72ZM75 205H76V204H75ZM147 205H148V203L144 204V206L148 207ZM24 206H26V207H24ZM30 206H31V207H30ZM48 206H49V205H48ZM48 206H46V207H48ZM117 206H121V205H117ZM144 206H143V208H144ZM44 207H45V206H44ZM44 207H42L41 209H44ZM0 208H1V206H0ZM37 208H38V206H36V209H37ZM39 208H40V207H39ZM39 208H38V209H39ZM64 208H62L63 212H64V210H65ZM118 208H120V207H118ZM38 209H37V211H38ZM48 209H49V208H48ZM67 209H68V208H67ZM116 209H117V207H116ZM156 209H158V208H156ZM30 210L33 211V213H31V215L35 214L34 216H36V215L39 214L38 216L41 217V219H42V215H43L44 212H45V210H43V211H44L43 214L40 213V211H39V213L37 214V213H36V212H37L36 210H33V209H30ZM30 210H29V213L31 212ZM51 210H52V209H51ZM62 210H61V211H62ZM25 211H27V212H25ZM34 211H36V212H34ZM47 211H48V210H47ZM61 211H58V212H60V214H62L63 212H61ZM66 211H67V210H66ZM66 211H65V212H66ZM117 211L120 213L119 209H117ZM41 212H42V210H41ZM49 212H52V213L54 212L55 215H54V214L51 215V213H48V214H46V215H48V216H45L47 220L43 217L45 221H41V220H39V223H40V222L43 223V222H47V221L50 222L51 220H52V221L54 220V222H55V220L57 219V218H56V217H57L56 210H55V211H54V210H53V211H49ZM118 212H117V214H118V216H120L121 214L119 215ZM156 212H157V210H156ZM19 213H20V214H19ZM75 213H76V216H77L78 213H77V212H75ZM79 213H81V212H79ZM84 213H85V212H84ZM194 213H195V212H194ZM8 214H9V212H8ZM10 214H11V213H10ZM40 214H41V216H40ZM63 214H65V213H63ZM115 214H116V213H115ZM44 215H45V214H44ZM44 215H43V216H44ZM50 215H51V216H50ZM167 215H168V214H167ZM170 215H171V213H170ZM49 216H50V217H49ZM59 216H60V215H59ZM80 216H81V214L78 215L77 217H80ZM7 217H8V215H7ZM31 217H33V216H31ZM39 217H38V218H39ZM48 217H49V219H48ZM60 217H62V215H61ZM77 217H75L76 220H78ZM84 217H85V216H84ZM115 217H117V216H115ZM150 217L152 218V216H150ZM33 218H35V217H33ZM36 218H37V217H36ZM51 218H52V219H51ZM53 218H54V219H53ZM55 218H56V219H55ZM70 218H71V217H70ZM81 218H82V216H81ZM58 219H59V218H58ZM84 219H85V218H84ZM199 219H200V218H199ZM8 220H9V219H8ZM33 220H34V221H33ZM42 220H43V219H42ZM150 220H151V219H150ZM152 220H153V219H152ZM80 221H81V220H80ZM49 222H48V224H47V223H44V224H47V228H48L47 230H48V232H50V231H49V230H50V229H49ZM54 222H52V224H54ZM57 222H58V221H57ZM61 222H62V221H61ZM74 222H75V221H74ZM74 222H71L70 224L72 225ZM207 222H208V221H207ZM10 223H11V221H10ZM18 223H17V224H18ZM52 224H50V225H52ZM74 224H75V223H74ZM82 224H83V218H82ZM11 225H12V223H11ZM26 225L24 226L25 228H26ZM36 225H38V224H36ZM36 225H35V226H36ZM41 225H42V224H41ZM80 225H81V224H80ZM80 225H79V227L76 226V225H75V226L78 227V229H80V228L82 227V226L80 227ZM149 225L151 226V224H149ZM18 226H19V227H18V230L21 228V231H22V229H23V231H24L25 233H27V232L30 233L29 231H25V230H27V228L24 230V227H22V225H18ZM58 226H59V225H58ZM72 226H73V225H72ZM140 226H141V225H140ZM152 226H154V225H152ZM12 227H13V226H12ZM43 227H44V226H43ZM73 227H74V226H73ZM147 227H149V226H147ZM40 228H41V227H40ZM44 228H46V225H45ZM44 228H43V230H42L43 233H45V232H44ZM68 228H70V225H69ZM71 228H72V227H71ZM149 228H151V227H149ZM9 229H10V228H9ZM35 229H37V228L35 227ZM73 229H74V228H73ZM73 229H71V230H73ZM78 229H77V230H78ZM119 229H120V228H119ZM141 229H142V228H141ZM14 230H15V229H14ZM16 230H17V229H16ZM53 230H54V229H53ZM53 230H52V231H53ZM145 230H147V229L145 228ZM153 230H154V227H152L150 231H149V229H148L149 234H150ZM200 230H201V229H200ZM204 230H205V229H204ZM21 231H19V232L21 233ZM35 231H36V234L33 233V232H35ZM39 231H40V230H39ZM42 231H41V232H42ZM45 231H46V229H45ZM69 231H70V230H69ZM113 231H115V230H113ZM17 232H18V231H17ZM24 232H22L23 234H21V235L24 236V234H25ZM41 232H39V233H41ZM48 232H47V233H48ZM116 232H117V230L115 231V234H114V235H117V234H118L119 236H121L118 232H117V234H116ZM119 232H120V231H119ZM145 232H146V231H145ZM74 233H75V231H74ZM140 233H141V232H140ZM143 233H144V232H143ZM153 233H154V231H153ZM15 234H17L16 231H15ZM31 234H30V236H31ZM45 234H46V233H45ZM45 234H44V236H46L45 238L47 239V237H48V238L50 239V237H51V235H52L51 232L49 233V234H51V235H49L50 237L47 236L48 234H47V235H45ZM61 234H62V235H61ZM68 234H69V233H67V235H68ZM82 234H83V233H82ZM145 234H146L147 237H146L145 235H142V236H143V237L145 236V238L148 239V237H149L148 232H146ZM18 235H19V234H18ZM41 235H42V234H41ZM53 235H54V234H53ZM64 235H65V236H64ZM114 235H113V236H114ZM28 236H29V235H28ZM30 236H29V237H30ZM42 236H43V235H42ZM60 236H62V237H60V239H62V238L65 237V239H62V240H64V241L66 240V241H67L66 238H68L69 235L66 236V234H64V233H60ZM63 236H64V237H63ZM109 236H110V235H109ZM113 236H112V237H113ZM187 236H188V235H187ZM18 237H19V236H18ZM37 237H36V238H37ZM69 237H70V236H69ZM115 237H118V236H115ZM143 237H142V238H143ZM14 238H15V237H14ZM25 238H26V237H25ZM25 238H24L25 242H26V241H27V242L30 241V239L27 240L28 238H26V239H25ZM53 238H54V237H53ZM85 238H86V237H85ZM85 238L83 239V241L85 240ZM145 238H143V239H145ZM22 239H23V238H22ZM49 239H47V240H49ZM135 239H136V238H135ZM18 240H19V242H20V239H18ZM76 240H77V239H76ZM79 240H80V239H79ZM91 240H92V238H91ZM102 240H103V239H102ZM157 240H160V239H157ZM31 241H33V240H31ZM51 241H53V240H50V241H49V242L52 244ZM55 241H56V239H55ZM66 241H65V242H66ZM148 241H149V240H148ZM9 242H11V240H10ZM13 242H15V241H13ZM13 242H11V243H13ZM19 242H17V243H19ZM62 242H63V241H62ZM73 242H74V241H73ZM85 242H86V240H85ZM94 242H95V241H94ZM94 242H93V243H94ZM136 242H137V241H136ZM136 242H133V243H135L134 246H136ZM158 242H159V241H158ZM29 243H30V242H29ZM29 243H28V246L30 245ZM39 243H41V241L38 242L37 244H39ZM42 243H43V242H42ZM42 243H41V245H43ZM77 243H78V242H77ZM81 243H82V241L80 240V244H81ZM98 243H100V242H98ZM73 244H74V243H73ZM157 244H158V243H157ZM45 245H47L46 242H44V246H45ZM78 245H79V244H78ZM78 245H77V246H78ZM81 245H82V244H81ZM81 245H79V246L81 247ZM97 245H99V244H97ZM102 245H103V244H102ZM174 245H175V244H174ZM255 245H256V244H255ZM10 246H12V244H11ZM33 246H34V244H33V245H30V247H33ZM35 246H36V243H35ZM37 246H40V244L37 245ZM51 246H52V245H51ZM51 246H49V243H48V248L45 246L44 249H45V248L49 249V247H50V252H51ZM58 246H59V248L61 249L62 256L65 258V256L67 255V256H66V259L69 258V257H68V254H70V251H72V247H70V245H69L68 247H66V246H62V245H58ZM79 246L76 247V248H80ZM95 246H96V245H95ZM171 246H172V245H171ZM179 246H180V245H179ZM40 247H41V246H40ZM42 247H43V246H42ZM63 247H64V248H63ZM82 247H83V246H82ZM93 247H94V245H93ZM172 247H173V248L171 249L172 251H173V249H174V250L177 249L176 247L174 248V246H172ZM260 247H261V246H260ZM22 248H23V247H21L20 249L22 250ZM38 248H39V247H38ZM66 248H67V249H66ZM150 248H151V247H150ZM178 248H180V247H178ZM256 248H257V247H256ZM24 249H27L26 246H25ZM24 249H23V250H24ZM44 249H43V251H42V248H41V252H42L43 254L41 253V255H38V252L35 251V250H36L35 247H34V249L31 248V252H35V253H33V255H30V256H33V257H30V258H29V261H30V259H33L34 257L36 258V257L38 256L36 259H37V260H39V259L41 260V258H42L44 264H54V261H56L57 264H63V260H62V258L60 257L61 255H60V256L57 255V253L60 252V250H59L58 248H56V252H57V253L55 254V255H57L58 257L56 256L57 258L55 257L56 259H55L54 261H53V259H52V254H47V253H49V250L46 251L47 249H46V250H44ZM57 249H58V250H57ZM82 249H84V248H82ZM94 249L96 250V249H99V248H95V247H94ZM127 249H128V248H127ZM131 249H133V247L130 248V250H131ZM11 250H12V249H11ZM18 250H19V249H18ZM23 250H22V251H23ZM33 250H34V251H33ZM66 250H67V252H66ZM133 250H134V249H133ZM180 250H181V249H179V251H180ZM45 251H46L47 253H46ZM62 251H63V252H64V251L66 252V253H64L65 255L63 254ZM68 251H69V253H68ZM80 251H83V250H80ZM84 251H86V250L84 249ZM108 251H109V250H108ZM169 251H170V249L167 250V253H168ZM236 251H237V250H236ZM252 251H253V250H252ZM130 252H131V251H130ZM173 252H174V251H173ZM11 253H12V255H15L14 251H12ZM23 253H25V252H23ZM61 253H60V254H61ZM71 253H74V251H72ZM107 253H108V252H107ZM171 253H172V252H169L168 254L172 255ZM239 253H240V252H239ZM239 253H238V254H239ZM251 253H252V252H251ZM261 253H262V252H261ZM34 254H36L37 256H36V255L34 256ZM76 254H77V253H76ZM7 255H8V254H7ZM23 255H24V254H23ZM78 255H79V254H78ZM159 255H161V252H160ZM236 255H237V254H236ZM10 256H11V255H10ZM16 256H17V255H16ZM39 256H40V257H39ZM42 256H43V257H42ZM21 257H22V256H21ZM80 257H81V256H80ZM250 257H251V256H250ZM17 258H18V257H17ZM35 258H34V259H35ZM70 258H71V257H70ZM251 258H252V257H251ZM34 259L31 260L30 262H33ZM17 260H18V259H17ZM168 260H169V258H168ZM18 261H19V260H18ZM250 261H251V260H250ZM258 261H259V260H258ZM26 262H28V260H26ZM30 262H29V263H30ZM35 262H36V260H35ZM35 262H33V264H36ZM39 262H40V261H39ZM41 262H42V260H41ZM41 262H40V264H41ZM103 262H104V261H103ZM115 262H117V260H116ZM260 262H261V261H260ZM168 263H170V261H168ZM250 263H251V262H250ZM26 264H28V263H26ZM30 264H31V263H30ZM37 264H38V263H37ZM140 264H141V263H140ZM161 264H163V262H162ZM166 264H167V261H166ZM258 264H259V263H258Z\"/></svg>",
	"mask_w": 264,
	"mask_h": 264
},
{
	"label": "crops",
	"instance_id": "obj_3",
	"mask_svg": "<svg viewBox=\"0 0 264 264\" xmlns=\"http://www.w3.org/2000/svg\"><path fill=\"white\" fill-rule=\"evenodd\" d=\"M105 104L102 105H98L96 106V109H103L106 110L107 112L111 113L113 116V119L116 118V112L113 110L112 106L109 105L110 102H112V100H104ZM140 101H145V100H140ZM167 103H170V100H167ZM163 116L160 113H156L155 111L152 112L151 118L148 120L146 126H145V130L148 133V139L152 140L155 139L156 140V147H155V151L153 153V157L160 161V162H165L167 163L169 160L172 161L173 160V156H174V143L172 140L173 134L175 133V127L172 128V126L169 129V145H166L165 143L161 142V138H162V134H161V130H154L153 128V124L152 121L153 120H157V121H161L163 120ZM126 122H128V118L125 117L124 119ZM104 136V134H97V137L100 139ZM129 150L132 151V156L133 158L136 159H141L142 158V152L140 147H137L136 149L133 148L132 145L129 146ZM137 184V183H136Z\"/></svg>",
	"mask_w": 264,
	"mask_h": 264
}]
</instances>
